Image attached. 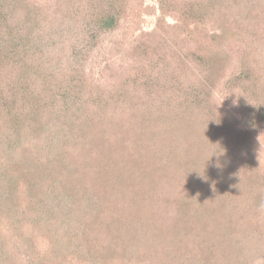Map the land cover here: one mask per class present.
<instances>
[{
  "label": "trees",
  "instance_id": "trees-1",
  "mask_svg": "<svg viewBox=\"0 0 264 264\" xmlns=\"http://www.w3.org/2000/svg\"><path fill=\"white\" fill-rule=\"evenodd\" d=\"M133 1L0 0V264H169L167 246L211 222L237 248L213 264H264V0H159L105 87L86 65ZM218 87L242 118L220 112Z\"/></svg>",
  "mask_w": 264,
  "mask_h": 264
},
{
  "label": "rangeland",
  "instance_id": "rangeland-1",
  "mask_svg": "<svg viewBox=\"0 0 264 264\" xmlns=\"http://www.w3.org/2000/svg\"><path fill=\"white\" fill-rule=\"evenodd\" d=\"M32 1L39 5H47L52 2H55L56 0H32ZM132 9L134 11L133 15H130L129 18L125 20V22L123 21L122 26L119 28V30L105 37L103 44L93 52L90 61L87 62L86 70L88 76L92 80L94 79L95 82H97L98 84H101L105 87L114 86L122 78V76L123 77L125 76V74L128 72L126 68H128L130 61V59L125 56L124 53L125 48L126 47L128 48L135 41H137L144 32L156 30V27L158 26V20L162 15L159 0H134L132 3ZM175 15L176 14H174V17L168 15L166 19L167 22L176 23L177 18L175 17ZM209 25H208L209 29L213 30L212 25L211 24ZM194 36H195L194 34L191 37L187 36V38L191 40V41L188 40V42L191 43L192 47H196L199 40L201 38L202 39L204 38L203 33L201 35H196L195 37ZM183 42H186V40H184ZM237 70H238L237 61L233 59L232 64L229 66L227 70L226 79L232 76L233 74H235ZM220 89L221 88L218 87L215 93L216 104L220 112H222V114L230 118L231 117H237V119L242 118L243 117L242 108L238 103L237 98L231 93L227 91L224 92L223 90ZM8 136L11 137L10 134ZM43 136H47V135H41L38 137L34 136V138L25 136L23 140H17L19 144L18 152L20 153L21 151H23L24 148H27L29 146H31V148H35L37 146L45 147L44 143H49V142H47V140ZM257 136H258L257 139L259 144L258 154L260 155V161L264 166V127L259 129ZM51 140L53 139L49 138V141ZM11 141L14 142L15 140L9 138L8 142ZM53 141L55 144H57L55 140ZM53 141L50 143V145H53L52 144ZM70 150H72V147H70ZM185 151L186 150H183L182 154L185 157V162H186V159H188V157L185 156L186 155ZM146 171L150 172L152 170L148 169ZM154 172L155 171H153V173ZM136 176L135 175L133 176V181H135ZM108 209L109 208H107V211ZM103 210L106 211V207ZM156 212H157V207H156ZM97 217H99V219H97ZM161 217L164 218L165 216L164 217L161 216ZM166 219L167 221L169 220L167 217ZM101 220H102V215L99 214V211L95 212V215L91 217L92 226H94L96 230H98L99 226H101L100 225L102 223ZM3 225L4 224L0 225V231L4 234H8L7 233L8 229H5ZM192 225L193 226L196 225L195 221H192L190 227ZM196 229L197 232H194V229H192L188 239H182V240L178 239L177 240L178 248L175 247V250L171 248V245L167 246V251L169 252L167 253L168 257L165 259L169 264H189L199 259L202 260L203 263L211 259L209 260L210 264H213L212 262H216L217 257L221 256V254H225L227 258L232 260L233 254L237 249L235 246L236 243L228 242L226 241L227 240L226 238L217 236L215 232L218 231V228L215 223L211 222V224L208 225L200 224L197 225ZM234 239L235 238H233L232 240ZM36 240L38 242L40 240V244H41L40 248L43 249L45 247V244H42L43 240L42 239H36ZM87 240L90 241V244L92 246H99L103 244L104 241L107 240L109 244H111L110 242H112V239H87ZM124 241L126 240L117 239L115 246L110 250H113L115 253L123 252V249L119 248V245H121V243ZM170 256H173L174 259H172ZM115 261L117 262V260Z\"/></svg>",
  "mask_w": 264,
  "mask_h": 264
}]
</instances>
